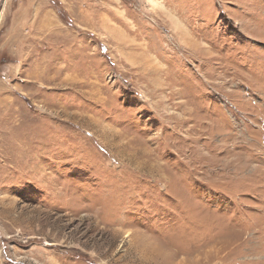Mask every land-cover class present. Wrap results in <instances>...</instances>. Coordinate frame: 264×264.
<instances>
[{
    "label": "rangeland",
    "instance_id": "1",
    "mask_svg": "<svg viewBox=\"0 0 264 264\" xmlns=\"http://www.w3.org/2000/svg\"><path fill=\"white\" fill-rule=\"evenodd\" d=\"M0 264H264V0H0Z\"/></svg>",
    "mask_w": 264,
    "mask_h": 264
}]
</instances>
